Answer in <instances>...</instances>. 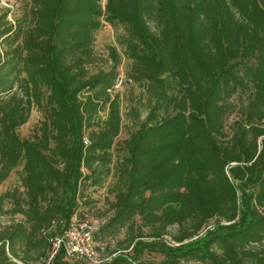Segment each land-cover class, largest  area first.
I'll return each mask as SVG.
<instances>
[{
  "label": "trees",
  "instance_id": "1",
  "mask_svg": "<svg viewBox=\"0 0 264 264\" xmlns=\"http://www.w3.org/2000/svg\"><path fill=\"white\" fill-rule=\"evenodd\" d=\"M103 23L123 28L127 77L143 83L147 110L138 119L132 109L112 213L91 235L123 230L116 244L130 252L101 264H264V0H24L0 28V183L22 163L23 187L11 210L23 220L0 229V264L46 257L40 232L66 225L83 190L110 173L119 56L110 48L108 69H86ZM32 106L43 120L20 139L15 129ZM171 136L189 145L193 166L183 175L165 167ZM142 252L160 259L141 260ZM78 261L57 250L46 264Z\"/></svg>",
  "mask_w": 264,
  "mask_h": 264
},
{
  "label": "rangeland",
  "instance_id": "2",
  "mask_svg": "<svg viewBox=\"0 0 264 264\" xmlns=\"http://www.w3.org/2000/svg\"><path fill=\"white\" fill-rule=\"evenodd\" d=\"M104 0H101V4ZM24 8V0H0V28L6 23H13L14 19L19 17ZM124 30L120 26H110L103 23L99 29L94 32L93 50L96 59L93 63L89 64L86 69L88 74L94 73L99 69L106 70L112 63L109 57V49L112 48L119 56V63L116 66L117 79L110 89V96H117L118 100V117L119 127L118 134L113 139L111 146L108 148L110 153V173L105 181L99 187H88L83 190L82 197L76 200V217L79 221L85 222L87 225H92L95 229L98 228L112 213L110 209V202L113 199L111 191L112 185L115 183V164L120 161L124 151L122 150L121 142L134 129L136 117L132 113V109L137 111L141 119L144 117L146 106V95L143 83H138L127 77L129 69V61L124 58L122 54V37ZM5 45L0 42V52H3ZM242 98V97H241ZM239 99V98H238ZM238 99H235L239 101ZM107 108L97 111L96 122L105 120ZM238 117L237 112H232L226 118L224 132L230 133V124L233 123ZM43 120L41 110L32 106L27 120L15 129V133L20 139H30L37 133V129ZM96 129L95 126H90L88 130ZM163 156L165 158V167L170 170H178L183 175L192 168V160L189 154V145L186 140L180 137H169L164 140ZM22 163L17 164L10 170L7 177L0 183V195L6 194L1 200L0 206V229L16 221H22L23 218L19 213L12 214L11 210L15 203L23 196V187L20 184V173ZM59 224V226H58ZM214 224V219H210L206 228ZM66 225L58 221H53L49 229L40 232V235H45L48 238L60 232ZM175 226L168 228L169 232H174ZM124 236V231H120L114 237H109L99 240H92L94 257L92 260L83 259L79 260L80 264H101L103 262L111 261L114 257H125V254L130 252L129 248H124V244H116ZM164 240L169 241L165 236ZM46 257L38 256L35 259L27 260V263L16 261L17 264H46L52 254L51 251L46 253ZM36 256V253H31ZM141 260L151 259L157 261L160 259L158 254L142 252L139 255ZM66 261L72 262L73 260L65 258ZM186 264H203L200 262H187Z\"/></svg>",
  "mask_w": 264,
  "mask_h": 264
},
{
  "label": "built area",
  "instance_id": "3",
  "mask_svg": "<svg viewBox=\"0 0 264 264\" xmlns=\"http://www.w3.org/2000/svg\"><path fill=\"white\" fill-rule=\"evenodd\" d=\"M94 229L92 225L79 221L75 213L72 214L66 226L48 238L51 254L57 250H62L65 258L92 260L94 252L91 235Z\"/></svg>",
  "mask_w": 264,
  "mask_h": 264
}]
</instances>
